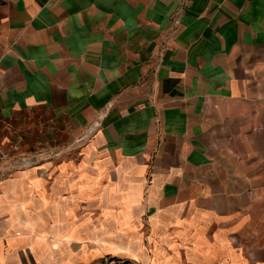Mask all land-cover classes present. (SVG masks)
Instances as JSON below:
<instances>
[{
	"label": "crops",
	"instance_id": "0c3cea01",
	"mask_svg": "<svg viewBox=\"0 0 264 264\" xmlns=\"http://www.w3.org/2000/svg\"><path fill=\"white\" fill-rule=\"evenodd\" d=\"M38 107L85 138L0 181V264L110 222L141 262L264 264V0H0V120Z\"/></svg>",
	"mask_w": 264,
	"mask_h": 264
},
{
	"label": "rangeland",
	"instance_id": "374dc122",
	"mask_svg": "<svg viewBox=\"0 0 264 264\" xmlns=\"http://www.w3.org/2000/svg\"><path fill=\"white\" fill-rule=\"evenodd\" d=\"M98 121L99 119H97ZM91 127L87 132L89 134ZM83 138L85 137L73 140L62 124L59 125L51 113L43 107L18 112L11 119L0 120V155L3 157L0 163L10 164L15 160L28 158L32 162L30 165L32 166L37 163L39 153L52 152V150L59 154L61 160L69 157L79 158V149ZM30 166L14 172L30 168ZM76 220H78L77 227L84 223V217L79 214H77ZM115 227L116 225H112L110 222L107 230L104 231L108 240V246L105 249L97 246L100 243L99 240L88 239L86 242L82 241L81 244H78L76 248L78 254L83 248L91 254L87 262L78 264H156V262L168 264V247L144 245L141 247V252L148 255L146 256L147 261H139L136 247L119 246L121 241L117 240V234L120 229ZM92 230L97 231L95 225Z\"/></svg>",
	"mask_w": 264,
	"mask_h": 264
},
{
	"label": "built area",
	"instance_id": "2783aa9c",
	"mask_svg": "<svg viewBox=\"0 0 264 264\" xmlns=\"http://www.w3.org/2000/svg\"><path fill=\"white\" fill-rule=\"evenodd\" d=\"M41 154H39L38 156H40ZM37 156V159H38ZM2 156L0 155V160H2ZM31 161L28 158H22L21 160H15L14 162L10 163V164H3L0 163V181L2 179H5L7 176L11 175L12 172H14L15 170L27 167L31 165Z\"/></svg>",
	"mask_w": 264,
	"mask_h": 264
}]
</instances>
